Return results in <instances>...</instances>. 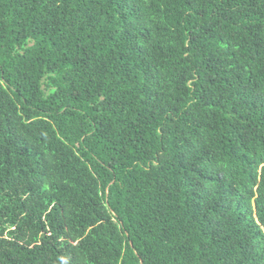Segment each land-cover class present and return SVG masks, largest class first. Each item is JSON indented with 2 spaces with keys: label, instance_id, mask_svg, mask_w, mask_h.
<instances>
[{
  "label": "trees",
  "instance_id": "trees-1",
  "mask_svg": "<svg viewBox=\"0 0 264 264\" xmlns=\"http://www.w3.org/2000/svg\"><path fill=\"white\" fill-rule=\"evenodd\" d=\"M0 264H264V0H0Z\"/></svg>",
  "mask_w": 264,
  "mask_h": 264
}]
</instances>
